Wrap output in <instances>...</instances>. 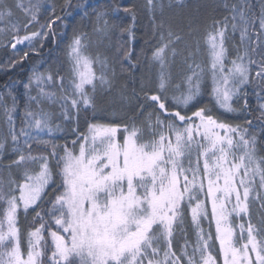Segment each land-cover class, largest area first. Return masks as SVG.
<instances>
[{
    "label": "snow or ice",
    "instance_id": "1",
    "mask_svg": "<svg viewBox=\"0 0 264 264\" xmlns=\"http://www.w3.org/2000/svg\"><path fill=\"white\" fill-rule=\"evenodd\" d=\"M217 6L224 15L193 48L166 24L162 0H145L158 43L143 59L134 47L140 9L96 11L95 53L89 34L74 32L67 70H34L23 83L22 108L13 92L20 81L4 86L0 172L9 176H0V264H264V215L252 222L254 202L264 212V0ZM73 8L84 6L64 0L57 14L47 0H0V22L10 24L0 35L12 33L14 50L27 42L24 58L42 55L46 41L61 42L56 22L64 25ZM41 9L50 15L33 31ZM14 10L23 22L12 20ZM121 10L126 25L110 19ZM202 50L206 60L197 59ZM177 56L187 73L170 104ZM18 62L10 59L0 71ZM142 64L157 69L156 79L154 87L142 80L126 97L129 122L100 121L98 95H111L119 74ZM21 211L33 217L26 253Z\"/></svg>",
    "mask_w": 264,
    "mask_h": 264
},
{
    "label": "trees",
    "instance_id": "2",
    "mask_svg": "<svg viewBox=\"0 0 264 264\" xmlns=\"http://www.w3.org/2000/svg\"><path fill=\"white\" fill-rule=\"evenodd\" d=\"M12 2V0H9ZM48 3L56 5V13L61 14L60 6L64 3V0H47ZM164 5L163 8V19L166 24L170 25L173 31L180 32L185 36L186 40L195 46V41L200 39L206 29L211 25L213 19H221L224 15V10L217 5L220 0H183V3H177V0H162ZM73 5L82 4L84 9L87 10L88 16L84 15V9L73 8L71 14L65 19V24L62 25L59 21L56 22V27L58 29V35L61 36V42L57 45L52 44L50 41L45 42V46L40 48L42 55H38L35 52H29L28 56L24 58V51H27V42L24 45H17V49H12L11 43L13 42L11 37L12 33L6 34L0 38V64L7 62L10 59L19 60L15 68L9 71H0V92H4V86L6 84H12L13 81H20L13 88L14 94L17 96L21 108L24 105V92L23 83L28 81L29 76L35 70L37 72H45L50 67L55 70L57 67L63 66L67 70V65L65 63V51L67 44L71 41L74 32L88 33L93 40V47L91 51L95 53L97 50L96 40L97 37L93 33V23H94V13L102 9H114L116 6H135L140 9V14L137 17L136 22V40L134 42V47L138 53H141V58L143 59L144 53L151 55L152 46L158 43V39H153L150 20L145 11H143V6L145 0H72ZM15 15L12 20L24 21V14L18 10H14ZM50 14H45L43 9L39 14V23L34 24L31 30H39L40 24L47 22ZM158 19L160 14L157 13ZM111 22L127 24L129 23V18L121 10L119 13H114L111 16ZM191 32V35L189 33ZM20 34H24L23 28L20 30ZM126 39V36L123 37ZM238 40V37H237ZM107 43V42H105ZM39 48V44L36 45ZM180 49L184 48L181 44L178 46ZM103 51V47L100 49ZM230 51H232L230 49ZM186 54V53H185ZM232 51V55H234ZM198 60H206V52L202 50L201 54L197 57ZM119 73V68L117 69ZM156 68H149L146 64L140 65L135 73L124 72L119 74V80L116 87L112 91L111 95H98V110L96 116L100 121H112L116 120L120 123L129 122L126 116L130 114L131 105L129 104L126 97H130L133 92V88L139 91L141 81L147 85L149 81H152V86L154 87V82L156 79ZM187 73V66L183 64V57L177 56L175 63L171 65V79L173 87L169 89V103L171 104V95L173 92L179 94V91L175 88L176 84H182L183 78ZM203 87L205 89L210 87V82L205 81ZM203 103H207L208 96L202 95L199 98ZM252 104L255 107V98L251 97ZM135 104V101H132ZM195 110V109H193ZM190 114V113H189ZM19 117V113H16ZM91 115V113H90ZM19 123V120H18ZM83 125V120L81 121ZM61 144L64 143L63 140L59 141ZM71 146V145H69ZM14 176L18 177L20 175L14 169ZM5 180H7L9 174L7 171L0 172ZM255 210L252 211V222L258 223L260 216L264 215L261 212L259 204L256 203L254 206ZM32 215L24 216L23 212L19 214V226L21 229V240H24L27 236V231L29 226L32 224ZM191 236V233H190ZM194 240V237H191ZM179 243H183L180 239ZM26 251V250H25Z\"/></svg>",
    "mask_w": 264,
    "mask_h": 264
},
{
    "label": "rangeland",
    "instance_id": "3",
    "mask_svg": "<svg viewBox=\"0 0 264 264\" xmlns=\"http://www.w3.org/2000/svg\"><path fill=\"white\" fill-rule=\"evenodd\" d=\"M9 27H10V24L9 23H7V22H0V28L8 29ZM10 33H11L10 31L6 32V34H10ZM6 34L0 35V38L3 37V36H6ZM15 173L16 172H14V170H13V173L12 174H15ZM255 205H256V203L254 202L253 205H252V211L255 210V208H254ZM209 212H210V206H209ZM237 223H239V221H237ZM244 223H245V225H247V223H248L247 219H245ZM204 226H205V231L207 232V229H208V222L207 221H205ZM212 234H213V236L215 235L214 225L212 226ZM244 235L246 236V232H245ZM239 236H240V229L237 227L236 228V237L239 238ZM21 241H22V247H23L24 251L25 250L27 251V239L25 238L24 240H21ZM26 251H25V253H26ZM214 251L217 254L219 253V245L218 244H216L214 246ZM253 259H254V257H253ZM220 264H222V260L220 261Z\"/></svg>",
    "mask_w": 264,
    "mask_h": 264
}]
</instances>
